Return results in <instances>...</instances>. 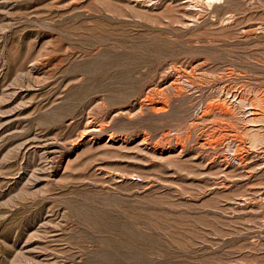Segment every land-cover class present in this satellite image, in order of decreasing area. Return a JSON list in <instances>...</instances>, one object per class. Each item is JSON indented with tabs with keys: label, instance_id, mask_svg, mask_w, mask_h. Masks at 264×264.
<instances>
[{
	"label": "rangeland",
	"instance_id": "rangeland-1",
	"mask_svg": "<svg viewBox=\"0 0 264 264\" xmlns=\"http://www.w3.org/2000/svg\"><path fill=\"white\" fill-rule=\"evenodd\" d=\"M0 264H264V0H0Z\"/></svg>",
	"mask_w": 264,
	"mask_h": 264
},
{
	"label": "bare ground",
	"instance_id": "bare-ground-1",
	"mask_svg": "<svg viewBox=\"0 0 264 264\" xmlns=\"http://www.w3.org/2000/svg\"><path fill=\"white\" fill-rule=\"evenodd\" d=\"M151 100H152V99H151ZM155 104H156V103H155ZM156 105H157V104H156ZM153 107H154V106H153ZM155 108H156V107H155ZM211 109H213V107H212ZM156 110H157V109H156ZM220 130H221V129H220ZM214 133H215V132H214ZM214 133H212V134H214ZM213 138H214V135H211V136L208 138V140H209V141H212ZM209 141H208V142H209ZM210 144L212 145V144H214V143L211 142Z\"/></svg>",
	"mask_w": 264,
	"mask_h": 264
}]
</instances>
